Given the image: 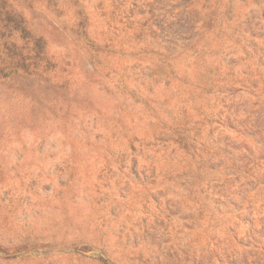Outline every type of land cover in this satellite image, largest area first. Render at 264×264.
<instances>
[{
	"label": "rangeland",
	"instance_id": "rangeland-1",
	"mask_svg": "<svg viewBox=\"0 0 264 264\" xmlns=\"http://www.w3.org/2000/svg\"><path fill=\"white\" fill-rule=\"evenodd\" d=\"M0 264H264V0H0Z\"/></svg>",
	"mask_w": 264,
	"mask_h": 264
}]
</instances>
